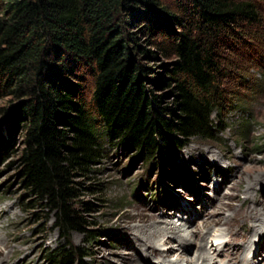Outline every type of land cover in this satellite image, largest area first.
<instances>
[{"label":"trees","instance_id":"trees-1","mask_svg":"<svg viewBox=\"0 0 264 264\" xmlns=\"http://www.w3.org/2000/svg\"><path fill=\"white\" fill-rule=\"evenodd\" d=\"M176 1L174 12L161 0H0V98L18 101L1 110L0 155L25 133L24 189L55 214L65 240L98 235L74 203L80 189L73 178L93 173L102 136L166 167L189 140L213 139L220 127L213 115L228 106L229 74L222 49H236L237 39L261 27L260 8L250 1ZM144 57L174 58V107L150 89ZM81 70L92 76L90 97ZM83 207L93 211L92 203ZM89 256L65 244L49 258L89 264Z\"/></svg>","mask_w":264,"mask_h":264},{"label":"rangeland","instance_id":"rangeland-1","mask_svg":"<svg viewBox=\"0 0 264 264\" xmlns=\"http://www.w3.org/2000/svg\"><path fill=\"white\" fill-rule=\"evenodd\" d=\"M161 1L173 11L177 7L176 0ZM238 1L256 3L262 23L237 39L236 49H222L228 59L223 81L228 106L220 117L213 115L221 122L213 139L189 140L165 167L102 136L103 157L93 173L73 178L80 189L74 203L98 234L87 241L79 233L65 240L55 228V214L24 189L25 133H20L14 149L0 155V264H52L50 253L65 244L84 248L89 264H234L227 256L234 247L244 249L235 264H264V0ZM139 39L146 45L147 37ZM173 61L142 59L152 70L150 89L168 107L176 101L175 87L169 85ZM80 74L90 97L92 76ZM16 104L13 96L0 98V113ZM85 202L93 204L92 212L84 210ZM253 214L259 220L252 221ZM149 219L171 228L149 249L153 254L155 247L164 259L146 256L137 242L136 231Z\"/></svg>","mask_w":264,"mask_h":264},{"label":"bare ground","instance_id":"bare-ground-1","mask_svg":"<svg viewBox=\"0 0 264 264\" xmlns=\"http://www.w3.org/2000/svg\"><path fill=\"white\" fill-rule=\"evenodd\" d=\"M261 213V212H260ZM264 215V211L262 213V216ZM251 219L252 221L255 220H259V216L256 215H251ZM154 222V223H151ZM164 222V221H163ZM232 222V219H230L228 222H225V225L228 226L230 225ZM143 223V228L139 229L138 231H136V237H137V242L138 244L143 248V253L148 256L151 257V255H153L155 253V256L158 257L159 259H164V253H158V251L155 250V247H153L154 251L153 254H151L149 252V249L151 248V246L154 244V240H156L157 238H159L160 236L164 235L165 232H167L169 229L168 226H163L161 224H159V222L154 221L153 219H149V220H144L142 221ZM166 224L171 225L170 223H168L167 221H165ZM222 221H215L214 224L218 225L221 224ZM245 223V222H244ZM148 228V229H147ZM151 228V229H150ZM230 228V227H229ZM239 239V238H238ZM179 242L181 244H183L184 246L187 243V240H185V238L180 236V239H178ZM205 240V237L203 239V241ZM202 241V242H203ZM160 243H162V241H159ZM240 246V245H239ZM198 247L200 248H204L203 244L200 243L198 244ZM226 247V246H225ZM225 248H223L221 251H224ZM217 250V249H216ZM219 250V249H218ZM172 251V250H171ZM171 251L167 252L166 255H168L169 253H171ZM219 252V251H218ZM244 252L243 247H234L233 252H228V257L233 260L235 263L237 261H239V257L242 255V253ZM246 252V251H245ZM157 258V259H158ZM148 259V258H147ZM228 260V259H227ZM234 263V264H235ZM151 264V263H150ZM239 264H242L239 263Z\"/></svg>","mask_w":264,"mask_h":264}]
</instances>
